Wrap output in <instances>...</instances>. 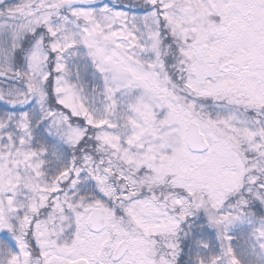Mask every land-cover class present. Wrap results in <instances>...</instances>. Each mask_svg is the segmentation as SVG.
Wrapping results in <instances>:
<instances>
[{
	"label": "snow or ice",
	"instance_id": "6c2138e0",
	"mask_svg": "<svg viewBox=\"0 0 264 264\" xmlns=\"http://www.w3.org/2000/svg\"><path fill=\"white\" fill-rule=\"evenodd\" d=\"M0 264H264V0H0Z\"/></svg>",
	"mask_w": 264,
	"mask_h": 264
}]
</instances>
